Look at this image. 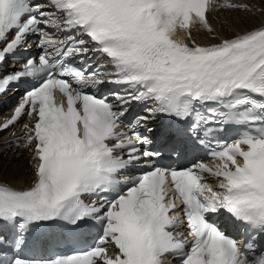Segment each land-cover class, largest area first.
<instances>
[{
	"label": "snow or ice",
	"instance_id": "snow-or-ice-1",
	"mask_svg": "<svg viewBox=\"0 0 264 264\" xmlns=\"http://www.w3.org/2000/svg\"><path fill=\"white\" fill-rule=\"evenodd\" d=\"M219 11L251 8L0 0V95L27 86L0 132L27 116L18 139L34 166L27 188L0 176V227L11 230L0 264H264V24L197 44L193 29L215 36ZM181 145L218 163L161 166ZM41 228L74 245L98 239L27 255Z\"/></svg>",
	"mask_w": 264,
	"mask_h": 264
},
{
	"label": "bare ground",
	"instance_id": "bare-ground-1",
	"mask_svg": "<svg viewBox=\"0 0 264 264\" xmlns=\"http://www.w3.org/2000/svg\"><path fill=\"white\" fill-rule=\"evenodd\" d=\"M241 4H247L251 8V12L245 11H219L213 13L209 19L216 35L213 36L205 30L193 29V39L196 43H205L213 41L220 37L228 38L234 36L237 32L251 30L264 24V0H236ZM218 28V29H217ZM2 157L9 158L14 161L13 165L6 162L0 163V176L14 187L27 185L32 178L31 169L26 159L31 158L28 150H14L12 147H0V160ZM1 162V161H0Z\"/></svg>",
	"mask_w": 264,
	"mask_h": 264
},
{
	"label": "rangeland",
	"instance_id": "rangeland-1",
	"mask_svg": "<svg viewBox=\"0 0 264 264\" xmlns=\"http://www.w3.org/2000/svg\"><path fill=\"white\" fill-rule=\"evenodd\" d=\"M0 161H1L0 163L6 161V162H7V165H8V164L13 165V162H14V161H12V160L10 159V157H9V158L2 157ZM6 162H5L4 165H3V163H2V165L5 166V165H6ZM24 162H26V161H24ZM28 166H29V164H28ZM29 167H30V166H29Z\"/></svg>",
	"mask_w": 264,
	"mask_h": 264
}]
</instances>
